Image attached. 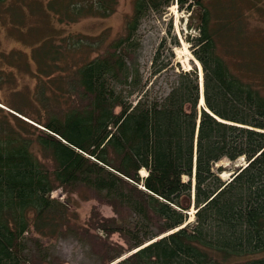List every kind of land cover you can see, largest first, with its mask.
<instances>
[{
    "label": "trees",
    "instance_id": "obj_1",
    "mask_svg": "<svg viewBox=\"0 0 264 264\" xmlns=\"http://www.w3.org/2000/svg\"><path fill=\"white\" fill-rule=\"evenodd\" d=\"M187 1L176 0L181 6ZM171 2L134 0L126 34L75 68L78 102L47 112L45 119L14 109L44 128L16 114L14 123L0 117V264H32L33 258L50 264L41 239L61 233L70 213L51 191L79 185L117 214L94 211V226L106 236L118 232L127 243L126 249L105 243L110 255L100 264L132 249L114 264H264V49L256 53L248 45L244 53L232 34L240 13L218 8L220 17L211 21L202 5L197 33L186 39L201 64L204 104L198 107L195 65L172 70L165 91H152L130 63L131 36L144 15ZM115 5L116 0H0V87L13 81L15 70L31 72L33 61L36 75L58 66L59 47L48 38L31 39L32 14L75 21L109 15ZM4 40L12 44L6 47ZM233 41L240 44L234 52L244 53L236 61L244 73L223 54ZM163 43L151 60L154 75L173 68L172 52L160 59ZM79 45L72 39L67 47ZM34 143L53 160V169L34 153ZM224 157L245 161L227 180L220 177L226 167L215 165ZM193 177V218L168 232L190 216L185 210L192 205Z\"/></svg>",
    "mask_w": 264,
    "mask_h": 264
},
{
    "label": "rangeland",
    "instance_id": "obj_2",
    "mask_svg": "<svg viewBox=\"0 0 264 264\" xmlns=\"http://www.w3.org/2000/svg\"><path fill=\"white\" fill-rule=\"evenodd\" d=\"M133 3L134 0H116L115 9L109 15H89L75 21H58L51 12L32 14L31 39L36 42L40 38L39 42H41V39L48 38L53 47L58 46L60 57L55 61L58 66L49 68L47 72L45 68V72L40 75H36L38 64L34 61L31 63V72L23 73L15 70L13 81L0 87V117L4 114V118L11 123L15 122L12 117L14 114L27 119L14 110L17 108L45 119L47 112H58L78 102V91L81 87L76 82L75 68L97 53L103 52L118 37L126 34V18L133 11ZM189 4L190 10L187 7ZM202 5L209 9L211 21L217 19V16L220 17L221 12L216 11L218 8L225 12L230 10L231 14L240 13L241 19L233 28L232 34L237 33L236 37L240 38L244 53H247L248 45H253L256 53L260 48L264 49V0H188L183 6L172 0L161 12L151 10L144 15L131 36L130 63L139 67L143 80L147 81L152 91H165L172 82V70L189 69L193 65L198 70L201 69L199 61L192 52L193 46L186 38L188 34L192 36L197 33L196 26L204 13ZM189 23L191 27H188ZM173 38L177 39V44L171 42ZM72 39L78 41L80 45L68 49L67 46ZM162 39L164 43L160 51V59L165 61L167 54L172 52L173 68L154 75L151 73L153 66L151 60ZM233 42L235 43L230 42L229 45L226 43L227 48L223 54L231 60L233 69L244 73L245 70L239 65L240 62H236L244 56V53L240 56L234 52L240 44ZM11 44L12 40H4L6 47ZM219 49L223 47L220 46ZM38 52L36 51V56L39 57ZM132 98L135 99L136 94ZM24 132L33 133L32 136H35L39 131ZM33 150L48 169H53V160L36 143L33 144ZM244 162L242 157L232 161L225 158L217 165L226 167L221 173L223 178H227L236 165L245 164ZM140 173L144 174L145 170L142 169ZM50 195L64 201L70 209L62 232L41 239L43 247L47 249L45 256L50 260V264H100L110 255L104 253L105 243L113 247L127 248L125 239L118 232L106 236L94 226V211H97L101 217H112L117 214L111 205L100 200L91 189L79 185L73 190L63 191L61 187H57ZM191 208L193 207H190V219L193 218L194 212ZM31 234L36 236L35 232ZM132 251L129 250L130 253ZM260 254L263 253L257 255ZM122 257L116 258L114 262ZM32 264H37L35 258ZM39 264L47 263L39 262Z\"/></svg>",
    "mask_w": 264,
    "mask_h": 264
},
{
    "label": "bare ground",
    "instance_id": "obj_3",
    "mask_svg": "<svg viewBox=\"0 0 264 264\" xmlns=\"http://www.w3.org/2000/svg\"><path fill=\"white\" fill-rule=\"evenodd\" d=\"M199 71V83H200V85H199V91H200V93H201V84H202V72H201V69L200 70H198ZM199 103H198V105L199 106H201L202 105V96L200 97V100L198 101ZM222 159H225V157L224 158H222ZM221 159V160H222ZM221 160H219L218 162H220ZM218 162H216L215 163V165L216 166H218V165H221V164H218L217 165V163ZM245 165V164H244ZM222 166V165H221ZM238 166H243V164H240V165H236L235 167H238ZM224 167V166H223ZM142 170V169H141ZM141 170H140V172H141ZM145 174V173H144ZM222 173H221V175H220V177L222 178V180H227V179H230L231 177H232V175H233V171H231L230 172V174H229V176L227 177V178H223L222 177ZM184 178H186V177H184ZM194 182H195V180H194V177L192 178V193H191V198H192V205H191V207H193V208H191V209H193V211L195 210V208H194V200H193V198H194V191H193V189H194ZM188 214L189 213H191V210L190 209H186L185 210ZM190 220H192V219H190V216L188 217V219L183 223V224H181L180 226H177V227H175V228H173V229H171V230H169L168 232H172V231H174V230H177L179 227H181V226H183L186 222H188V221H190ZM163 234H161V235H159L158 237H160V236H162ZM148 242H150V241H147L146 243H148ZM145 243V244H146ZM134 250H136V249H134Z\"/></svg>",
    "mask_w": 264,
    "mask_h": 264
},
{
    "label": "water",
    "instance_id": "obj_4",
    "mask_svg": "<svg viewBox=\"0 0 264 264\" xmlns=\"http://www.w3.org/2000/svg\"><path fill=\"white\" fill-rule=\"evenodd\" d=\"M201 96H202V102H203V80H202V84H201Z\"/></svg>",
    "mask_w": 264,
    "mask_h": 264
}]
</instances>
